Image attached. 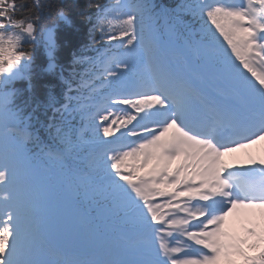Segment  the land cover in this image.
<instances>
[{
  "label": "snow or ice",
  "instance_id": "6c2138e0",
  "mask_svg": "<svg viewBox=\"0 0 264 264\" xmlns=\"http://www.w3.org/2000/svg\"><path fill=\"white\" fill-rule=\"evenodd\" d=\"M87 7L66 75V8L0 0V264H264V158L224 160L264 141V0ZM36 46L63 103L35 98Z\"/></svg>",
  "mask_w": 264,
  "mask_h": 264
},
{
  "label": "trees",
  "instance_id": "16d2710c",
  "mask_svg": "<svg viewBox=\"0 0 264 264\" xmlns=\"http://www.w3.org/2000/svg\"><path fill=\"white\" fill-rule=\"evenodd\" d=\"M30 4L31 0H27ZM95 0H48V3L53 6L62 4L69 15L72 18L71 25H61L57 30L58 50L57 61L60 65V69L65 70L67 75L71 71L72 58L74 54H79L89 42V30L92 27L91 22L87 19L89 16L94 15L95 9H89L87 5ZM177 0H157V3L172 5ZM45 23H50L53 18L51 10H45L44 12ZM103 47V45H99ZM34 56V72H33V86L35 98L41 102L45 101L49 90L57 96L58 100L63 103V84L60 82L58 76H54L50 73H45L41 70L47 66V57L42 46H36L30 48ZM78 70V69H77ZM59 71V69H58ZM49 74V75H47ZM15 87L20 90H24L27 87L26 81H18ZM32 93L25 92L17 100L18 103L23 104L24 101L30 100ZM31 111V109L29 110ZM51 110H48L47 114L40 110L37 115L42 121L47 123V117L50 116ZM38 127V126H37ZM42 138L47 139L46 133L43 129L40 130Z\"/></svg>",
  "mask_w": 264,
  "mask_h": 264
},
{
  "label": "rangeland",
  "instance_id": "374dc122",
  "mask_svg": "<svg viewBox=\"0 0 264 264\" xmlns=\"http://www.w3.org/2000/svg\"><path fill=\"white\" fill-rule=\"evenodd\" d=\"M237 151H238L237 153L232 154L230 158L228 159L224 157L225 162L230 163L231 165H235V166L247 165L249 164L250 160H253V159L259 160V159L264 158V141H260L256 143L255 145H250V147H247L246 151L244 150L243 152L248 156L247 158L243 156V153L239 152L241 150H237ZM255 220H256V223H260L258 210L256 211ZM229 225L235 226L237 230H239L241 228V218L238 219V217H235V216L231 217L229 219ZM246 226H251V225H246ZM60 243H63V247L66 249H69L70 244H71L68 240L60 241ZM75 248H76V245H75Z\"/></svg>",
  "mask_w": 264,
  "mask_h": 264
},
{
  "label": "bare ground",
  "instance_id": "6f19581e",
  "mask_svg": "<svg viewBox=\"0 0 264 264\" xmlns=\"http://www.w3.org/2000/svg\"><path fill=\"white\" fill-rule=\"evenodd\" d=\"M255 145V144H254ZM250 147V146H249ZM239 150H241V151H239V152H241V153H243L244 152V150L246 151V148L245 149H239ZM238 151H236L235 153H237ZM232 154H234V153H232ZM232 154H229V155H226L225 156V158H229ZM243 156H245V158H247L248 156L245 154V153H243Z\"/></svg>",
  "mask_w": 264,
  "mask_h": 264
}]
</instances>
